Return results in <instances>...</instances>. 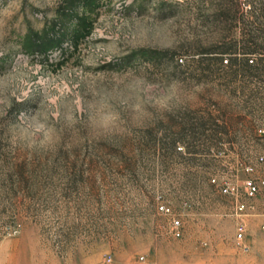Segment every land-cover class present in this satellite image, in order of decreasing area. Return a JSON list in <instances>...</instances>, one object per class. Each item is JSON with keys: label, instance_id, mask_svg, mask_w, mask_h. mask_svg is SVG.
Listing matches in <instances>:
<instances>
[{"label": "rangeland", "instance_id": "1", "mask_svg": "<svg viewBox=\"0 0 264 264\" xmlns=\"http://www.w3.org/2000/svg\"><path fill=\"white\" fill-rule=\"evenodd\" d=\"M176 82L193 97L171 101ZM101 101L125 133L91 131ZM32 116L55 149L13 143ZM263 125L264 0H0V264H264V185L242 191Z\"/></svg>", "mask_w": 264, "mask_h": 264}, {"label": "clouds", "instance_id": "2", "mask_svg": "<svg viewBox=\"0 0 264 264\" xmlns=\"http://www.w3.org/2000/svg\"><path fill=\"white\" fill-rule=\"evenodd\" d=\"M128 87L130 90L136 91L138 85L135 82H130ZM182 96L191 99L193 93H184L182 86L178 82L174 83L169 99L179 102ZM128 109V122L134 126H142L153 115L149 108L139 100H132L128 104ZM89 123L91 131L97 136L120 135L127 131L126 122L121 112L104 101L94 106L89 116ZM11 132L14 144L19 143L37 150L55 149L61 139L59 130L52 123L38 116H32L26 122L14 125Z\"/></svg>", "mask_w": 264, "mask_h": 264}, {"label": "built area", "instance_id": "3", "mask_svg": "<svg viewBox=\"0 0 264 264\" xmlns=\"http://www.w3.org/2000/svg\"><path fill=\"white\" fill-rule=\"evenodd\" d=\"M258 133L260 136L264 137V125L258 128ZM259 162L262 165L263 172L258 177H248L243 181V193L246 196L247 199L252 200L256 198V196L261 191V187L264 185V155H262L259 158ZM257 169V166L254 164H249L245 167V170L247 172L253 173ZM215 179H213L214 181ZM220 184V183H219ZM221 190L224 193H230L235 196H239L240 194V187L238 184L233 182H225L221 183ZM254 209V205L252 203H249L248 201H238V203L235 206L234 214L238 217H241L251 210ZM159 210L167 215H172V208L167 204H160ZM262 213L264 214V204H263V210ZM172 224V233L176 236H180L182 234V222L180 218L173 216L171 220ZM246 223L243 221L242 218L238 220L236 224V235H235V245L236 247L243 251V252H249L251 250L250 243L246 240ZM261 227L264 229V222L262 223ZM141 259H144V256H141Z\"/></svg>", "mask_w": 264, "mask_h": 264}, {"label": "crops", "instance_id": "4", "mask_svg": "<svg viewBox=\"0 0 264 264\" xmlns=\"http://www.w3.org/2000/svg\"><path fill=\"white\" fill-rule=\"evenodd\" d=\"M263 172V168H262V165L260 164V173L259 175ZM264 222V221H263Z\"/></svg>", "mask_w": 264, "mask_h": 264}, {"label": "trees", "instance_id": "5", "mask_svg": "<svg viewBox=\"0 0 264 264\" xmlns=\"http://www.w3.org/2000/svg\"><path fill=\"white\" fill-rule=\"evenodd\" d=\"M227 62H228V60H227Z\"/></svg>", "mask_w": 264, "mask_h": 264}]
</instances>
